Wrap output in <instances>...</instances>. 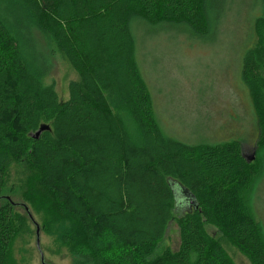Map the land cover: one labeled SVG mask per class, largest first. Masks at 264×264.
<instances>
[{
    "label": "trees",
    "instance_id": "1",
    "mask_svg": "<svg viewBox=\"0 0 264 264\" xmlns=\"http://www.w3.org/2000/svg\"><path fill=\"white\" fill-rule=\"evenodd\" d=\"M236 2L0 0V194L6 160L37 171V185L53 197L57 213L84 236L75 264H235L208 227L251 264H264L263 232L247 202L258 166L238 142L192 145L165 135L134 31L145 26L141 41L173 34V43L184 36L206 45ZM253 7L261 14L247 13L256 40L245 46L240 80L263 149L264 0ZM57 52L80 78L65 101L48 81ZM42 127L49 129L37 137ZM178 186L193 206L178 200ZM5 197L0 264L15 239V209L23 208ZM171 224L178 249L158 254Z\"/></svg>",
    "mask_w": 264,
    "mask_h": 264
},
{
    "label": "rangeland",
    "instance_id": "2",
    "mask_svg": "<svg viewBox=\"0 0 264 264\" xmlns=\"http://www.w3.org/2000/svg\"><path fill=\"white\" fill-rule=\"evenodd\" d=\"M236 1L219 34L212 39L213 43L202 45L196 39L187 40L183 36L177 44L173 43L176 41L173 34L141 41L145 26L136 25L134 28L139 27L134 31L140 65L152 93L156 118L165 135L192 145L235 141L240 144L246 160L258 166L259 174L247 202L264 236V148H258L259 126L255 110L240 80L245 46L249 47L256 40L248 15L251 17L254 13L255 18L261 14V9L253 7L254 0ZM48 81L55 83L60 99L65 101L69 97V85L80 82V78L67 59L57 52ZM5 165V187L0 195L28 206L41 227V247L46 263L75 264V254L86 248L80 228L57 213L53 197L37 185V171L12 159L6 160ZM15 212L16 235L5 264H41L36 248V228L24 208L18 207ZM208 232L220 242L235 264H251L214 228L208 227ZM64 236L69 238V243L64 241ZM178 246V228L171 224L157 253L167 247L176 251Z\"/></svg>",
    "mask_w": 264,
    "mask_h": 264
},
{
    "label": "water",
    "instance_id": "3",
    "mask_svg": "<svg viewBox=\"0 0 264 264\" xmlns=\"http://www.w3.org/2000/svg\"><path fill=\"white\" fill-rule=\"evenodd\" d=\"M48 129H49V127H42V128L40 129V131L37 133V137L40 135V133H41L43 130H48ZM248 162H251V161L248 160ZM176 192H177L176 195H177L178 200H181L182 198H186V199L189 198V200H190L191 203H192V206L195 204V203H194V199H193V197H191V194H190L185 188H183V187H181V186H178V187L176 188ZM5 198H6L7 200L11 201V199H10L9 197H5ZM19 205L22 206V207L26 210L29 219L31 220V222L33 223V225H34L35 228H36V233H35V235H36V248H37V250H38V252H39V254H40V261H41V264H47L46 261H45V255H44V253H43V251H42V247H41V227H40V225L36 222V220L34 219V217H33L32 213L30 212L29 208H28L26 205H24V204H19Z\"/></svg>",
    "mask_w": 264,
    "mask_h": 264
}]
</instances>
